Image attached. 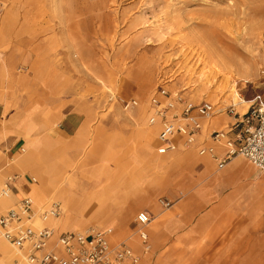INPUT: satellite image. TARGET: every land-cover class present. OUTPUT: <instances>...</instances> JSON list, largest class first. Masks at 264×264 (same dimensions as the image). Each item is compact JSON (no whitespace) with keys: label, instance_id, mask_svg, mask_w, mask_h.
Wrapping results in <instances>:
<instances>
[{"label":"crops","instance_id":"0c3cea01","mask_svg":"<svg viewBox=\"0 0 264 264\" xmlns=\"http://www.w3.org/2000/svg\"><path fill=\"white\" fill-rule=\"evenodd\" d=\"M15 10L0 16V30H7ZM2 47L0 39V53ZM29 59L6 55L0 61V186L11 179L0 217L26 199L37 212L57 202V219L33 222L36 229L55 231L50 249L67 232L98 227L113 230L112 245L127 241L138 264H264V172L243 158L221 167L199 155L212 147L218 159L225 156L210 135L226 131L234 141L237 131L229 129L236 116L227 112L232 106L213 104L215 115L191 148H182L179 138L177 150L159 154L161 127L148 124V102L143 110L128 111L133 120L126 122L119 106L118 116L99 115L108 109L81 106L63 112L62 102L16 98L20 92L11 71L19 63L30 66ZM202 101L212 103H193ZM236 106L239 116L250 108L241 113ZM142 212L152 218L147 252L135 235L134 219ZM21 253L0 238V264H16L26 256Z\"/></svg>","mask_w":264,"mask_h":264},{"label":"rangeland","instance_id":"374dc122","mask_svg":"<svg viewBox=\"0 0 264 264\" xmlns=\"http://www.w3.org/2000/svg\"><path fill=\"white\" fill-rule=\"evenodd\" d=\"M0 2V16L16 9L0 30V61L30 58L11 71L16 98L112 116L121 100L143 110L160 88L192 102L240 104L241 113L264 105V0Z\"/></svg>","mask_w":264,"mask_h":264},{"label":"built area","instance_id":"2783aa9c","mask_svg":"<svg viewBox=\"0 0 264 264\" xmlns=\"http://www.w3.org/2000/svg\"><path fill=\"white\" fill-rule=\"evenodd\" d=\"M123 111L128 112L138 107L136 100H121ZM152 115L148 120L151 126L160 125L158 141L161 147L159 154H166L177 150L176 139H182V148L189 149L195 145L203 124L210 121L215 115V106L202 101L193 103L182 95L171 93L160 88L149 99ZM227 112L236 116V121L229 130H236L234 141L227 138L226 131L214 132L210 135L213 143H220L225 148V156L218 159L215 150L204 148L199 155H208L219 161L222 167L235 158L247 160L259 172H264V105L257 103L248 111L239 116L233 107ZM7 182L0 186V200L10 196V187ZM165 208L170 205L159 201ZM30 199L24 200L18 209L10 210L0 217V238L6 241L18 254L26 251V256L16 264H138L140 261L127 241L112 245V229L90 228L84 231L67 232L58 237L54 249H50L55 231L50 228L36 229L33 225L38 217L46 223L57 219L61 214L57 202L50 203L38 212L33 209ZM152 218L145 212L137 214L135 235L138 236L147 252L146 228Z\"/></svg>","mask_w":264,"mask_h":264}]
</instances>
